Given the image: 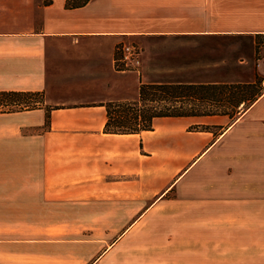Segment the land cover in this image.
Segmentation results:
<instances>
[{
    "label": "crops",
    "instance_id": "obj_1",
    "mask_svg": "<svg viewBox=\"0 0 264 264\" xmlns=\"http://www.w3.org/2000/svg\"><path fill=\"white\" fill-rule=\"evenodd\" d=\"M231 34L263 37L264 0H0V91L42 93L35 108L0 111V264L43 263L49 247L29 225L61 223L63 208H99L101 222L128 223L123 234L149 224L154 240L212 234L215 262L264 264V93L235 118L104 130L108 102L175 82L119 69L121 43L203 47Z\"/></svg>",
    "mask_w": 264,
    "mask_h": 264
},
{
    "label": "rangeland",
    "instance_id": "obj_2",
    "mask_svg": "<svg viewBox=\"0 0 264 264\" xmlns=\"http://www.w3.org/2000/svg\"><path fill=\"white\" fill-rule=\"evenodd\" d=\"M154 43L152 42L151 47H140L139 73L142 82L154 80L251 82L258 77L260 90L264 93V45L261 36L222 35L205 40L204 43L202 42L203 47H197L195 41L189 42L194 43L193 46L175 48L164 47V42H158L162 46L156 47ZM118 54L116 50V57ZM45 210L49 213H44L43 219H52L53 209ZM34 212L36 209H30V219H33ZM100 212L99 208H63L60 210L61 223L47 221L30 224L29 235L44 238L50 248L46 249L44 246L45 255L44 257L39 255V262H43L41 264H228L213 260L212 234L206 235L205 240L197 238L181 240L173 237L154 240L147 238L150 236L148 232L155 229V227L150 228L149 224L123 234V230L128 226L127 222H101ZM116 212V208L110 210V219H116ZM124 218L130 219L127 209ZM68 220L74 222H64ZM164 228H159L158 224L156 226V230L162 231ZM200 247L204 248L205 252L202 260L196 254L201 252ZM51 250L55 255L50 253Z\"/></svg>",
    "mask_w": 264,
    "mask_h": 264
},
{
    "label": "trees",
    "instance_id": "obj_3",
    "mask_svg": "<svg viewBox=\"0 0 264 264\" xmlns=\"http://www.w3.org/2000/svg\"><path fill=\"white\" fill-rule=\"evenodd\" d=\"M260 36V35H258ZM260 78L251 82L175 81L142 83L137 102H108L109 133H138L152 129V121L161 116L227 114L233 117L261 94ZM42 102V93L0 91V111L32 109ZM47 123V117H46Z\"/></svg>",
    "mask_w": 264,
    "mask_h": 264
},
{
    "label": "built area",
    "instance_id": "obj_4",
    "mask_svg": "<svg viewBox=\"0 0 264 264\" xmlns=\"http://www.w3.org/2000/svg\"><path fill=\"white\" fill-rule=\"evenodd\" d=\"M264 45V35H263ZM119 56L116 58V66L123 70L139 71L141 65L140 61V47L135 46L131 43L123 42L120 44Z\"/></svg>",
    "mask_w": 264,
    "mask_h": 264
}]
</instances>
